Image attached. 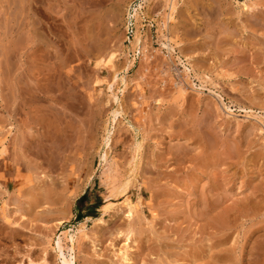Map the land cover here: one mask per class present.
Wrapping results in <instances>:
<instances>
[{"label":"rangeland","instance_id":"1","mask_svg":"<svg viewBox=\"0 0 264 264\" xmlns=\"http://www.w3.org/2000/svg\"><path fill=\"white\" fill-rule=\"evenodd\" d=\"M142 1L0 0V264H61L66 231L76 264H264V0ZM115 71L128 83L117 122ZM36 106L66 130L50 128L47 159L12 145Z\"/></svg>","mask_w":264,"mask_h":264},{"label":"bare ground","instance_id":"2","mask_svg":"<svg viewBox=\"0 0 264 264\" xmlns=\"http://www.w3.org/2000/svg\"><path fill=\"white\" fill-rule=\"evenodd\" d=\"M145 1H148V0H143L142 2H145ZM261 4V3H260ZM259 4V5H260ZM246 5V4H245ZM137 6H139L138 8H136V13H135V16H136V18L139 20L140 19V16H141V11H142V9H143V4L142 3H140L139 5H137ZM169 8L171 9V11L173 12L174 11V5L172 4V6H169ZM261 9V8H260ZM261 11V10H260ZM262 13H260V15H261ZM263 15V14H262ZM169 19H172V13H170L169 14ZM166 35V34H165ZM164 35V36H165ZM168 37V36H167ZM169 38V37H168ZM167 39V38H166ZM168 40V39H167ZM142 41H143V38H142V36L140 35V33L139 32H136V34H135V37H134V39L131 41L132 42V45L133 46H138V45H140L141 43H142ZM169 41V40H168ZM177 43V42H176ZM142 45V44H141ZM164 45H166L165 43H164ZM173 47V46H172ZM138 51V50H137ZM106 60V59H105ZM116 61H118V59H117V53H115V52H111V54H110V57L108 58V61H107V65L108 66H116L117 64H116ZM131 62V61H130ZM118 67V66H117ZM129 67V66H128ZM114 68V67H113ZM118 69V68H117ZM125 69H127V68H125ZM121 70V69H120ZM119 71V70H118ZM123 73V72H122ZM51 74H52V72H51ZM36 76V75H35ZM112 76H114L113 77V81L112 82H109V84L107 85V88L109 89V91L111 92V97H112V99L114 100V103H115V106H114V108H113V110L111 111V115H112V121H115V122H117V120H118V117L120 116V115H122V109L123 108H121V104H120V95H119V93H117L116 91H115V89H117V87L115 88V84L116 83H120L121 85L119 86L118 84H117V86L119 87V92H121V93H123L124 92V90H125V88H126V85L128 84L127 83V76L126 75H120L117 71H115V73H114V75H112ZM37 78V77H36ZM49 78H51V77H49ZM34 83H35V81H34ZM37 85V84H36ZM37 87V89H39L38 88V86H36ZM36 89V90H37ZM38 91V90H37ZM36 91V92H37ZM42 91V90H41ZM40 91V93H42ZM178 92V91H177ZM32 93V92H31ZM38 94H39V91L37 92ZM36 94V93H35ZM45 95V94H44ZM122 95V94H121ZM32 96V95H31ZM34 96H32V98H33ZM35 98V97H34ZM37 98V97H36ZM40 100V99H39ZM13 105H14V103H13ZM41 106V105H40ZM40 106H36L34 109H32V110H30V112H31V114H30V117H29V122H30V124H32V128H34V130H33V132L32 133H30L29 134V136H27L25 133H22V135H21V137H20V135H19V137H15L14 139H12L13 141H12V145H13V148H15L17 145H18V143H19V147H20V144L22 145V147L24 148L25 147V149L27 150V149H29V151H32V153L35 155V157L36 158H38V157H44L43 155L44 154H48L47 152H48V137H49V133H50V131L52 130H50V128H56V131L59 133L58 135L59 136H61L62 138H64V136L66 135V130H65V127H64V125H61V124H57V123H55V124H57V125H55V126H53L52 127V124H53V120H51L49 117L50 116H48V114H46V113H44V111H43V109L44 108H41ZM51 106H52V104H51ZM46 111H47V109H45ZM15 114H16V111L14 110V108H13V111L11 112V118H15ZM50 114V113H49ZM109 122V121H108ZM30 124H28V125H30ZM65 124V123H64ZM66 127H68V126H66ZM10 128V127H9ZM110 129V128H109ZM195 129V128H194ZM50 130V131H49ZM195 130H197V129H195ZM26 132V131H25ZM49 132V133H48ZM54 132V131H53ZM51 134V133H50ZM198 134H199V132L197 133V136H198ZM18 136V135H17ZM196 136V138H198ZM205 136H207V135H205ZM54 137V136H53ZM69 137V136H68ZM190 137V136H189ZM193 137V136H192ZM209 138V137H208ZM53 139V138H52ZM206 140H207V137H206ZM209 140V139H208ZM202 141H203V137H202ZM229 141V140H228ZM51 143V142H50ZM63 143V142H62ZM112 143V132L111 131H109L108 129H107V133H106V135H105V137H104V145L105 146H108V147H110V145H112L111 144ZM207 143H208V141H207ZM10 144V143H9ZM64 144V143H63ZM204 144V150L202 151V155H203V157H204V164L205 165H210L211 166V168H214L215 167V165L217 164V163H219L220 162V158H213V157H215L216 155L217 156H219V154L217 153V152H213L214 154H212V159H210V155L209 154H211V152L210 151H207V145L208 144H206V143H203ZM216 144V143H215ZM50 146V145H49ZM141 147H142V143L141 142H137L136 143V152H138V151H140V149H141ZM210 147V146H209ZM181 148V147H180ZM35 149H37V151L35 150ZM191 149V148H190ZM229 149V148H228ZM15 150V149H14ZM35 150V151H34ZM230 150V149H229ZM179 151V150H178ZM207 151V152H206ZM212 151V150H211ZM232 151H233V149H232ZM135 152V153H136ZM223 152V151H222ZM224 152H226L225 151V149H224ZM231 152V151H230ZM230 152H227L226 153V155L228 156L229 155V153ZM30 154V153H29ZM104 155L102 156V158H103V160H106V158H107V151H106V153H103ZM15 154L13 153V151H12V153H11V158H10V162L8 163V168H9V170L10 171H12V172H20V171H22L21 170V166H22V154L17 158V156L15 155ZM50 155V154H49ZM191 155V154H190ZM223 155V154H222ZM225 155V156H226ZM47 157H48V155H47ZM47 157H44V158H46L47 159ZM180 157V156H179ZM24 158V157H23ZM182 158V157H181ZM39 159V158H38ZM133 159L135 160L136 159V155H134L133 156ZM48 160H49V158H48ZM136 162V161H135ZM151 162V161H150ZM175 162V161H174ZM186 162V161H185ZM188 162V161H187ZM43 163V162H42ZM152 163V162H151ZM137 164V163H136ZM136 164H135V166L133 165L132 167H131V170H130V174L128 175V177H126L125 178V180L122 182V185L121 186H118V187H116L115 189L118 191L119 190V194L120 193H123V192H125L126 190H127V188H128V186H129V184H130V182L132 181V178H134V177H136V173L134 172V170H135V167H136ZM144 165H145V163H144ZM23 167V166H22ZM143 167V166H142ZM145 170V169H144ZM208 170V169H207ZM13 174H17V173H13ZM206 174V173H205ZM214 175V173H212L211 172V176H213ZM69 176V175H68ZM209 177V176H208ZM14 178V177H13ZM69 178V177H68ZM194 178H196V177H194ZM216 177H211L210 178V180L212 181V180H216L215 179ZM193 179V178H192ZM194 180V179H193ZM192 180V181H193ZM196 180H197V178H196ZM194 183H195V180H194ZM215 182L213 181V182H211V184H210V188H214V186L216 185V184H214ZM29 189V188H28ZM112 190V189H111ZM110 190V191H111ZM116 191V192H117ZM29 192V191H28ZM22 193V192H21ZM30 193H31V195H29L28 197H37V191H36V189L34 190V188L32 187V190H30ZM52 193V192H51ZM112 193H114V192H112ZM209 193V192H208ZM19 194V193H18ZM24 194V193H23ZM27 195L29 194V193H26ZM52 195V194H51ZM151 195H152V193H151ZM205 195V194H204ZM210 195V194H209ZM110 197V196H109ZM140 197V196H139ZM35 200H36V198H34ZM213 201V200H212ZM127 202H129L128 200H127ZM128 204V203H127ZM109 207H111V203H108L107 204V208H109ZM135 207V206H134ZM133 205H129V212H128V216L130 217V216H132L133 215ZM225 210V209H224ZM204 212H208L207 211V209H205V211ZM207 215H208V213H206ZM220 215V214H219ZM228 217V214L226 213V214H224V215H220V216H217V215H215V214H212V215H209V224L210 225H214V224H217L218 222H224V220L225 219H228L227 218ZM98 220L99 221H101V222H103V220H102V218H98ZM60 224H62V222L60 221L59 223H58V225H60ZM82 229V228H81ZM80 229V230H81ZM78 231V230H77ZM68 233H69V231H66V234L65 235H67V238H68V240H69V242H70V245L69 246H65L64 245V243H63V238L61 237V236H58L57 237V241H56V246L54 247V249L57 251V253H58V255H59V258L61 259V264H76V254H75V243H76V241H77V238L75 237V235L74 234H71L70 236H68ZM262 236V235H261ZM226 237V236H225ZM227 238L228 237H226L224 240H227ZM128 239H130V238H128ZM227 241H224V242H222V243H226ZM256 242V241H255ZM258 242H259V240H258ZM221 243V244H222ZM224 244H222L223 246H225ZM129 246V245H128ZM260 246V245H259ZM258 246V247H259ZM256 248L257 250H259L260 248ZM128 248V247H127ZM131 248H133V247H130V249ZM225 248V247H224ZM263 249V248H262ZM134 250V249H133ZM132 250V251H133ZM261 250V249H260ZM259 250V251H260ZM130 253H128V250L126 249V251H124L123 252V256L121 257L122 259H123V262L122 263H131V262H133V260H134V255H132V253L133 252H131V250L129 251ZM263 253V252H262ZM261 253V254H262ZM258 254V253H257ZM219 256V258H221L222 260H229L230 258H231V254L229 253V252H227V251H224V252H222L221 254H219L218 255ZM261 259V258H260ZM221 260V261H222ZM177 262V261H176ZM229 262V261H228ZM91 263V262H90ZM94 264H96L95 262H94Z\"/></svg>","mask_w":264,"mask_h":264},{"label":"trees","instance_id":"3","mask_svg":"<svg viewBox=\"0 0 264 264\" xmlns=\"http://www.w3.org/2000/svg\"><path fill=\"white\" fill-rule=\"evenodd\" d=\"M86 201H87V195L82 196V197L78 200V202H77V208H78L80 211L83 210V207H84ZM89 206H90V207H89L88 210H87V212H88L87 215H93V211H92V210H93V208L97 207V205H96V204H90Z\"/></svg>","mask_w":264,"mask_h":264}]
</instances>
